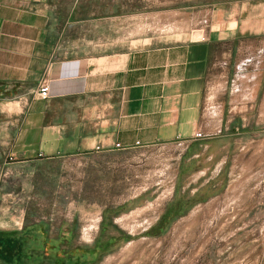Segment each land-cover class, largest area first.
Listing matches in <instances>:
<instances>
[{
  "label": "rangeland",
  "instance_id": "374dc122",
  "mask_svg": "<svg viewBox=\"0 0 264 264\" xmlns=\"http://www.w3.org/2000/svg\"><path fill=\"white\" fill-rule=\"evenodd\" d=\"M58 2L78 8L63 36L82 49L215 38L202 135L187 151L154 144L0 160V229L18 239V258L264 264V0Z\"/></svg>",
  "mask_w": 264,
  "mask_h": 264
},
{
  "label": "crops",
  "instance_id": "0c3cea01",
  "mask_svg": "<svg viewBox=\"0 0 264 264\" xmlns=\"http://www.w3.org/2000/svg\"><path fill=\"white\" fill-rule=\"evenodd\" d=\"M58 1L0 0V160L159 143H183L187 151L201 129L215 38L82 49L79 38L63 36L78 8ZM43 82L47 99L37 95ZM12 236L0 229V264L20 260Z\"/></svg>",
  "mask_w": 264,
  "mask_h": 264
},
{
  "label": "built area",
  "instance_id": "2783aa9c",
  "mask_svg": "<svg viewBox=\"0 0 264 264\" xmlns=\"http://www.w3.org/2000/svg\"><path fill=\"white\" fill-rule=\"evenodd\" d=\"M37 95L39 98L41 99H47L49 96V85L46 82H43L40 86L39 89L37 91ZM202 135V130L199 129L194 136V139H198L199 137H201ZM139 144V143H138ZM161 146L163 147H171V148H175V147H180L183 146L184 151H186V144L183 143H175V144H162L159 143ZM116 147L119 148L121 147L119 144H116ZM146 147V146H142L141 148Z\"/></svg>",
  "mask_w": 264,
  "mask_h": 264
},
{
  "label": "trees",
  "instance_id": "16d2710c",
  "mask_svg": "<svg viewBox=\"0 0 264 264\" xmlns=\"http://www.w3.org/2000/svg\"><path fill=\"white\" fill-rule=\"evenodd\" d=\"M149 233H150V232H149ZM68 259L70 260L71 257L69 256ZM71 262H72V261H71ZM18 264H24V261H23V260H19V261H18Z\"/></svg>",
  "mask_w": 264,
  "mask_h": 264
}]
</instances>
